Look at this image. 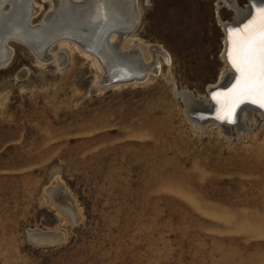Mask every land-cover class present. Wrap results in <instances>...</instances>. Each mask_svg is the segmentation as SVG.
<instances>
[{
	"label": "rangeland",
	"instance_id": "obj_1",
	"mask_svg": "<svg viewBox=\"0 0 264 264\" xmlns=\"http://www.w3.org/2000/svg\"><path fill=\"white\" fill-rule=\"evenodd\" d=\"M35 1L33 24L51 9L50 0ZM138 5L126 45L148 58V44L158 43L170 60L160 55L159 67L137 79L102 85L103 68L70 40L51 45L50 58L8 40L0 264H264V116L254 108L246 116L243 101L225 128L201 124L178 96L208 99L227 66L215 0ZM220 17L234 12L222 7ZM51 188L71 198L75 221ZM36 230H60L63 239L34 242Z\"/></svg>",
	"mask_w": 264,
	"mask_h": 264
},
{
	"label": "bare ground",
	"instance_id": "obj_2",
	"mask_svg": "<svg viewBox=\"0 0 264 264\" xmlns=\"http://www.w3.org/2000/svg\"><path fill=\"white\" fill-rule=\"evenodd\" d=\"M50 2L51 9L42 21L33 24L31 21L40 10V3L39 5L35 0H0V61H4L3 66L8 64L11 58L9 39L24 42L41 54L42 58L53 56L49 54L48 49L58 41L75 42L95 57L98 67L103 68L101 70L105 81L108 82L137 79L142 73L143 76L148 75L149 72H153V67H159L160 55L166 61L170 60L169 52L158 43L148 44V58L140 45L135 44L131 47L126 45L140 21L138 0H50ZM247 2L245 7H241L237 0H215V15L221 21L225 33L222 57L227 66L220 72L218 82L208 88L210 92L212 88L219 86L213 96L208 94V99H198L190 90L178 92L187 110L186 113L193 122L203 124L214 121L225 128L228 121L226 118L234 117L236 108L244 100L250 101L242 106V110L247 109L246 116H250L249 110L253 108L264 116V102L258 94L239 98L232 94V89L240 79V72L229 59L232 49L229 34L242 30L245 25L256 19L259 10L264 8V0ZM5 3L10 6L7 11L3 10ZM222 7L234 12L231 21H223L220 17ZM107 30L111 32L105 41L103 34ZM114 51L122 52L123 59H118L112 53ZM62 58L59 59L61 63ZM203 113L214 115L211 120L201 121ZM233 120L235 126L240 125L241 120L238 118ZM241 128L243 127H239ZM49 192L59 208L75 221L77 213L71 198L64 193H55L54 188ZM32 239L39 243H54L63 239V235L60 230H36Z\"/></svg>",
	"mask_w": 264,
	"mask_h": 264
},
{
	"label": "snow or ice",
	"instance_id": "obj_3",
	"mask_svg": "<svg viewBox=\"0 0 264 264\" xmlns=\"http://www.w3.org/2000/svg\"><path fill=\"white\" fill-rule=\"evenodd\" d=\"M229 38V59L240 72L232 94L237 98L258 94L264 102V8L242 30L231 32Z\"/></svg>",
	"mask_w": 264,
	"mask_h": 264
},
{
	"label": "water",
	"instance_id": "obj_4",
	"mask_svg": "<svg viewBox=\"0 0 264 264\" xmlns=\"http://www.w3.org/2000/svg\"><path fill=\"white\" fill-rule=\"evenodd\" d=\"M133 27V26H132ZM131 28V27H130ZM132 29V28H131ZM109 30H111V29H109ZM109 30H107L104 34H103V38L105 39V41L107 40V35L111 32V31H109ZM26 45V44H25ZM28 47V49H30L29 48V46H27ZM31 50V49H30ZM33 52V51H32ZM34 53V52H33ZM113 54H115L116 55V57L118 58V59H120L122 56H123V53L122 52H120V51H114V52H112ZM121 59H123V58H121ZM2 64H4V61H0V66H3ZM63 64V63H62ZM133 74V73H132ZM143 74V73H142ZM142 74H140V76L142 77L143 75ZM131 75V74H130ZM129 76V75H128ZM127 76V77H128ZM126 77V78H127ZM102 85H104V86H108V83L106 82V81H103V80H100L99 81ZM219 85V84H218ZM219 88V86H217L216 88H212V90L210 91V92H208V94H209V96H213V94L214 93H216ZM221 90H222V88H221ZM224 90V89H223ZM178 96H180V95H178ZM181 98V97H180ZM244 101H248V102H250L249 100H244ZM243 102V101H242ZM213 113L212 114H208V113H203L201 116V121H204V120H211L212 118H213ZM227 120L228 121H231L232 120V117H227Z\"/></svg>",
	"mask_w": 264,
	"mask_h": 264
}]
</instances>
